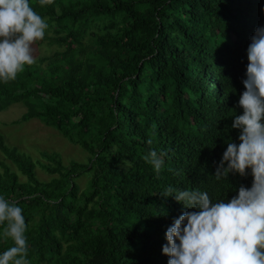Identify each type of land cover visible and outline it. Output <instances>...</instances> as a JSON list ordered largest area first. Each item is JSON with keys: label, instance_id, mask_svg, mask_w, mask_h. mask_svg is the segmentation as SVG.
Wrapping results in <instances>:
<instances>
[{"label": "trees", "instance_id": "16d2710c", "mask_svg": "<svg viewBox=\"0 0 264 264\" xmlns=\"http://www.w3.org/2000/svg\"><path fill=\"white\" fill-rule=\"evenodd\" d=\"M29 2L49 28L36 62L0 82V113L20 104L12 124L38 119L86 153L33 158L0 133V194L23 209L30 264H167L165 231L188 210L163 196L169 185L214 199L251 185L250 174H212L238 136L231 119L264 0ZM150 148L159 174L143 159ZM11 244L0 238V251Z\"/></svg>", "mask_w": 264, "mask_h": 264}, {"label": "clouds", "instance_id": "9594fccd", "mask_svg": "<svg viewBox=\"0 0 264 264\" xmlns=\"http://www.w3.org/2000/svg\"><path fill=\"white\" fill-rule=\"evenodd\" d=\"M48 28L29 0H0V82L15 80L36 62L32 46L44 40ZM246 56L244 91L237 101L242 111L230 125L238 136L226 143L212 176L221 182L250 174L251 185L233 188L230 199H214L199 187L169 185L163 196L188 210L165 231L167 264H264V25L255 28ZM143 159L156 174L164 167L155 149H148ZM27 230L21 206L0 194V238L12 240L0 251V264H30Z\"/></svg>", "mask_w": 264, "mask_h": 264}, {"label": "rangeland", "instance_id": "374dc122", "mask_svg": "<svg viewBox=\"0 0 264 264\" xmlns=\"http://www.w3.org/2000/svg\"><path fill=\"white\" fill-rule=\"evenodd\" d=\"M41 53L53 51V46L41 47ZM25 112V108L20 104H13L8 109L0 113V133L4 135L8 145H14L19 150L28 153L33 158H38L37 149L59 153L64 164L70 160L84 162L86 153L78 146L60 136L54 129L46 127L38 119H31L25 123L12 124L18 120ZM0 161H7L0 151ZM13 168V166H12ZM40 180L46 181L49 176L40 169L35 170ZM21 178V176L19 177ZM80 187L84 186L83 177L78 179Z\"/></svg>", "mask_w": 264, "mask_h": 264}]
</instances>
